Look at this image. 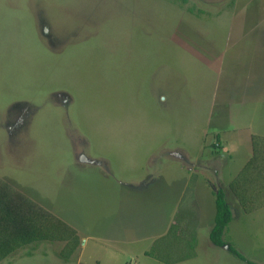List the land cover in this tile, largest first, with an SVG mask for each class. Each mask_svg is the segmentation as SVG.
Returning a JSON list of instances; mask_svg holds the SVG:
<instances>
[{
  "label": "rangeland",
  "instance_id": "rangeland-1",
  "mask_svg": "<svg viewBox=\"0 0 264 264\" xmlns=\"http://www.w3.org/2000/svg\"><path fill=\"white\" fill-rule=\"evenodd\" d=\"M252 135L264 0H0V180L80 239L67 260L47 241L0 264H164L145 251L168 209L195 223L175 264H245L211 245L213 194L195 175L212 180L219 158L229 181ZM227 193L224 239L264 264V207L242 213Z\"/></svg>",
  "mask_w": 264,
  "mask_h": 264
},
{
  "label": "trees",
  "instance_id": "trees-1",
  "mask_svg": "<svg viewBox=\"0 0 264 264\" xmlns=\"http://www.w3.org/2000/svg\"><path fill=\"white\" fill-rule=\"evenodd\" d=\"M251 149V156L228 184L230 193L244 213L264 207V137L252 135ZM213 196L215 215L208 234L211 245L226 247L229 253L245 264H258L247 259L224 239L233 218L232 209L222 188L214 191ZM182 221L175 216L166 234L157 238L145 255L164 264L192 258L197 245L195 223L186 221L183 225ZM47 241L64 243L59 255L65 260L80 245L73 227L0 180V262L24 246Z\"/></svg>",
  "mask_w": 264,
  "mask_h": 264
},
{
  "label": "crops",
  "instance_id": "crops-1",
  "mask_svg": "<svg viewBox=\"0 0 264 264\" xmlns=\"http://www.w3.org/2000/svg\"><path fill=\"white\" fill-rule=\"evenodd\" d=\"M220 147H221V144H220ZM222 151H223V149H222ZM221 152V151H220ZM217 156H218V154H217ZM215 161H218L219 162V165H218V168H216V169H214L213 170V179L211 180V179H206L205 177L206 176H204V174H198V176L197 175H195V182H196V186H195V190L197 191V190H199L198 188H199V185H200V187L202 188V184L205 186V189L204 190H206L207 192H208V194H209V191L210 192H212V194H213V192L214 191H216L218 188H222L224 191H225V194H226V199H227V201H228V191H229V189H228V184H229V182L234 178V176L239 172V170L242 168H240L238 171H237V173H235L232 177H231V179L228 181L227 179H225V175H224V173H223V169H224V165H223V161L222 160H220L219 158L217 159L216 158V160ZM243 166V165H242ZM145 180H147V182H150L149 181V179H148V177L145 179ZM216 180V182H214ZM220 181V182H219ZM220 183L222 184V186H218V185H220ZM143 184V183H142ZM142 184H140V185H136V183H134V185L136 186V187H142ZM226 184V185H225ZM230 192V191H229ZM195 197H197V195L195 196ZM212 198H213V205H209V207H210V210L212 211V224H213V216L215 215V206H214V196H212ZM228 203H229V205H230V202L228 201ZM198 205H199V208H200V211L199 212H203V209L204 210H207V208L205 207V204H204V201L201 199V200H199L198 201ZM204 206V208H202L201 206ZM174 206H172L171 205V208H173ZM177 206H175V208H176ZM230 207H231V205H230ZM240 207V206H239ZM232 209V208H231ZM240 209H241V207H240ZM241 211H242V209H241ZM167 214H166V218L164 219V220H167L168 222H169V224H167L166 226H164L163 227V230H162V233H163V235H165L166 234V232L168 231V229H169V227H170V225L173 223V219H174V217H172L173 215L175 216V214L172 212V210H167V212H166ZM242 213H244L243 211H242ZM232 214H233V211H232ZM234 219V218H233ZM168 228V229H167ZM167 229V230H166ZM166 231V232H165ZM162 236V235H161ZM160 237V236H159ZM157 239V238H156ZM155 238H152L151 240H150V242H151V244H150V247H151V245L153 244V242L156 240ZM149 247V248H150ZM149 250V249H148ZM147 251V250H146ZM145 251V252H146Z\"/></svg>",
  "mask_w": 264,
  "mask_h": 264
}]
</instances>
